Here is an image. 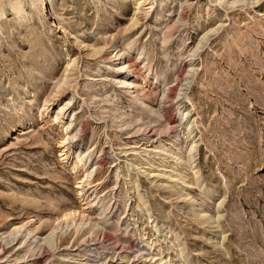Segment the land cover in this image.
<instances>
[{"label": "rangeland", "instance_id": "rangeland-1", "mask_svg": "<svg viewBox=\"0 0 264 264\" xmlns=\"http://www.w3.org/2000/svg\"><path fill=\"white\" fill-rule=\"evenodd\" d=\"M136 1L21 0L25 20L0 19V264H264V0H152L143 19ZM127 42L156 88L118 83ZM61 105L101 162L83 189L75 148L62 157Z\"/></svg>", "mask_w": 264, "mask_h": 264}, {"label": "bare ground", "instance_id": "bare-ground-1", "mask_svg": "<svg viewBox=\"0 0 264 264\" xmlns=\"http://www.w3.org/2000/svg\"><path fill=\"white\" fill-rule=\"evenodd\" d=\"M1 1V0H0ZM28 1V5H30L31 7H34V8H37V6L34 4L35 3V1L36 0H27ZM138 1V2H137ZM136 2L138 3V5L140 6L139 7V9L140 10H142L141 11V13H140V15L142 14V19L143 18H145V17H147V15L149 14V12H150V8H152V5H153V1L152 0H137ZM241 1V3L243 4V5H245V0H240ZM263 0H254V4L256 5V6H252V7H254V8H256V7H259V5H260V3L262 2ZM235 2V1H234ZM150 4V7L149 8H141L143 5H149ZM184 4V3H183ZM234 4V3H233ZM235 5V4H234ZM188 7H187V5H181V11H179V21H181L182 19H185L186 18V16H187V13H188V9H187ZM7 10L9 11H12V13L14 14V16H15V19H18V18H20V19H26V16L25 15H27L26 13H27V9L25 8V6H23V5H21V0H8V4L6 5V6H2V5H0V19H3L4 17H6V12H7ZM157 11V10H156ZM228 11V10H227ZM157 17H155V21H157V20H160L161 18H162V16H161V14L159 13V12H157ZM140 19H141V17H139ZM179 21H175V22H179ZM170 23V22H169ZM168 23V24H169ZM171 23H174V22H171ZM171 23H170V25H171ZM176 24V23H175ZM175 24L173 25V26H171V29L172 28H174L175 27ZM169 26V25H168ZM168 26H166V27H168ZM221 27V26H220ZM218 30H219V28H218ZM72 32V31H71ZM169 32V31H168ZM217 32H220V31H217ZM74 34V33H73ZM76 34V33H75ZM166 38V37H165ZM77 39V38H76ZM80 41H81V39H80ZM208 41V40H207ZM84 42V41H83ZM163 43H165V41H163ZM228 43V42H227ZM143 45V44H142ZM141 45V46H142ZM131 47H132V42H127V44L123 47L122 46V48L120 47V49L117 51V53H116V55L115 56H117L118 57V59L121 61L120 63H119V65L118 66H115L116 67V71H118V70H120V71H122L123 72V74H124V77H122L121 79H120V81L118 82V83H120L121 85H122V87L124 88V89H126V90H128V91H130L131 93H138L139 91H145L146 89H145V85H148V84H150L152 87H153V89L154 88H156V85L157 84H159V79H156V75H155V78L153 79L151 76H150V68H148L146 71L149 73V74H146V71L144 70L145 68H147V67H149V62L148 61H146V60H148V59H145V57L143 58V60H141L139 63H138V61L134 58V60H136V61H133L132 60V57H131V55H130V49H131ZM228 50V49H227ZM240 50V49H239ZM146 51V46L145 45H143L142 46V48L138 51V54L140 55V57H139V59H141L142 57H143V54H144V52ZM98 52V51H97ZM109 54V53H108ZM110 55V54H109ZM106 57H108V56H106ZM106 60V59H105ZM109 60H111V59H109ZM235 61V60H234ZM183 67H184V65H183ZM236 67V66H235ZM188 69V68H187ZM182 71H184V70H182ZM193 71V70H192ZM187 72H185V74H186ZM195 73V72H194ZM158 75V74H157ZM183 76H185L184 75V73L183 74H180V75H178V76H176L175 75V77H177V81H180V79H181V77H183ZM178 78H180L179 80H178ZM185 79V78H184ZM184 79H181L182 81L184 80ZM163 81V80H162ZM191 82V81H190ZM189 82V83H190ZM67 83H69V82H67ZM67 83H64V84H67ZM164 83V82H163ZM175 85V84H174ZM183 84H180V82H178L177 83V85L176 86H169V88L168 89H164V92H163V95H162V99H161V105H159V106H161V107H159V108H162V110L160 109V112H158V114H159V116L160 117H162V118H166L167 119V117H168V115H167V111L169 112V110H168V107L169 106H171V103H172V101H173V98H174V95H175V92L177 91V90H182L181 89V86H182ZM57 87V86H56ZM95 87V86H94ZM121 87V88H122ZM189 84H187V87L185 88V89H189ZM62 88V87H61ZM60 90V89H59ZM57 91V90H56ZM61 91V90H60ZM60 91H59V93H60ZM91 91V90H90ZM133 91V92H132ZM58 92V91H57ZM183 93L181 94L182 95V99H181V101L182 100H184V99H188V94H187V92L186 91H182ZM146 94V93H145ZM149 94V93H148ZM54 95H57V94H54ZM135 95V94H134ZM48 97H50V96H48ZM138 98H139V96H137ZM151 97V96H150ZM52 97H50V98H47L46 100H45V102H44V104L42 105V106H40V116H44L45 114H49L50 113V106H51V101H53V98L51 99ZM140 99V98H139ZM147 99V98H146ZM149 99V98H148ZM152 99V98H151ZM72 100V99H71ZM139 101V100H138ZM140 101H142V99L140 100ZM193 101V100H192ZM70 102V101H69ZM69 102H68V104H69ZM144 103V102H143ZM178 103H180V102H178ZM182 103H185V101H183ZM145 104V103H144ZM143 104V105H144ZM192 107L191 108H195V105H194V103H192V105H191ZM201 106V105H200ZM67 106L66 105H61V107L60 108H58V109H56L55 110V112H54V121L55 122H58V123H63V125H64V127H65V131H66V147L67 148H65V150H66V152H67V155L66 156H62L63 157V160L65 161L66 159H68L69 160V152L70 151H72V148L74 149L75 148V150H74V152L76 153V163H75V165H76V168L79 166V165H82L83 166V168L85 169V173H86V179L84 180V182H83V186H78L79 188L81 187V189H83L84 188V186H85V183H90L89 181H90V178L92 177V173H93V171L95 170H97L98 169V166L100 167V163L101 162H99V161H97L96 163H95V165L94 164H92V163H89V157H90V154H88L86 151H84V150H82L81 148H80V142L82 141V139H83V135H84V133H85V130H86V127H87V123L86 122H84V121H81V122H78L79 124H77V117H76V114H74V112H73V114L71 115V118L69 119V120H67V121H65L64 122V116H65V114H66V112H65V108H66ZM206 107V106H205ZM205 109V108H204ZM162 111V112H161ZM154 112V111H153ZM156 113V112H155ZM189 113V111L187 112V114ZM172 115V114H171ZM178 115H180L181 116V118H184V115L181 113V110L179 109L178 110ZM164 116V117H163ZM169 116H170V114H169ZM164 118V119H165ZM161 119V118H160ZM145 120V119H144ZM143 120V121H144ZM168 120V119H167ZM169 122V121H168ZM190 122V121H189ZM143 123H145V121L143 122ZM127 124V123H126ZM142 124V123H141ZM150 124V123H149ZM144 126V125H143ZM146 126V125H145ZM189 127V126H188ZM146 128V127H145ZM188 130V129H187ZM189 130H192V126H190V128H189ZM65 147V146H64ZM63 155H65V154H63ZM230 178V177H229ZM198 184V183H197ZM87 186V185H86ZM207 191V190H206ZM210 191H212V190H210ZM208 193V192H207ZM88 194V192L87 191H82V192H80V196L81 195H83V197L81 196V198L83 199V200H87V204H88V206H89V208H93V207H95L94 205H95V199H97L96 197H94L95 199H93V200H91V198H92V194H89L87 197H85L84 198V195H87ZM205 194V193H204ZM210 195V194H209ZM97 196V195H96ZM98 204V203H97ZM100 204V203H99ZM193 205V204H192ZM193 207V206H192ZM106 209H107V207H106ZM99 211H101V212H105V208L104 207H102V208H100L99 207V209H98ZM69 212V211H68ZM76 212V211H75ZM64 215H65V213H64ZM74 215V217H73V220H71L72 222H74V223H78L77 221H76V214L75 213H73V212H70V213H66V215L64 216V218L65 217H68V219L70 218V216H73ZM195 215V214H194ZM101 216H102V214H101ZM219 216V215H218ZM98 218V217H97ZM102 218V217H101ZM213 218V217H212ZM219 218V217H218ZM94 219H96V218H94ZM93 219V220H94ZM211 219V218H210ZM93 220H90L89 218H87V219H82L81 221H80V223L79 224H83L84 226L86 225V224H90V230H94L95 228H97V227H99V224H98V222H97V220L96 221H93ZM203 221H204V219H202ZM206 220V219H205ZM70 221V220H69ZM99 221V220H98ZM199 221L200 220H198V223H199ZM197 222V221H196ZM195 222V223H196ZM208 222V221H207ZM100 223V222H99ZM200 223H202L201 221H200ZM70 224H71V222H70ZM203 224V223H202ZM14 227H16V226H14ZM58 227V226H57ZM79 226H77V228H78ZM101 227V226H100ZM23 228V226H18V227H16V228H14L10 233H11V235H13V236H11V237H14L15 235H20V234H18L19 232H20V230ZM26 228V227H25ZM102 228V227H101ZM105 228V227H104ZM31 229H32V227H31ZM97 229H99V228H97ZM96 229V230H97ZM221 230H223V228H221ZM33 231H35L34 230V228H33ZM95 231V230H94ZM54 232H55V230H53V231H51V233L50 234H48V236L47 237H44V240L45 241H47L46 239H50V238H54ZM101 232V231H100ZM223 232H225V231H223ZM24 233V232H23ZM30 233L31 232H29L28 231V233H27V235L29 236L30 235ZM92 233H94V232H92ZM26 235V234H25ZM10 236V234H8V237ZM6 237V236H5ZM7 238V237H6ZM18 238V237H17ZM4 239V238H3ZM38 239V238H37ZM18 240H20V239H18ZM34 240V239H33ZM36 241V240H35ZM38 242V241H37ZM48 243V242H47ZM49 244V243H48Z\"/></svg>", "mask_w": 264, "mask_h": 264}]
</instances>
